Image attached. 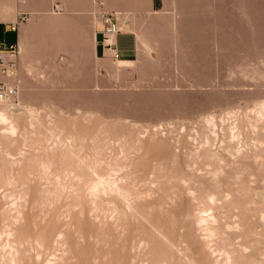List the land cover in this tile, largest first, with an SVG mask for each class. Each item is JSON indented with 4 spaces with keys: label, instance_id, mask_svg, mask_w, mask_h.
<instances>
[{
    "label": "rangeland",
    "instance_id": "1",
    "mask_svg": "<svg viewBox=\"0 0 264 264\" xmlns=\"http://www.w3.org/2000/svg\"><path fill=\"white\" fill-rule=\"evenodd\" d=\"M24 1L0 264H264V0ZM106 14L118 60L91 53Z\"/></svg>",
    "mask_w": 264,
    "mask_h": 264
},
{
    "label": "built area",
    "instance_id": "2",
    "mask_svg": "<svg viewBox=\"0 0 264 264\" xmlns=\"http://www.w3.org/2000/svg\"><path fill=\"white\" fill-rule=\"evenodd\" d=\"M102 7L103 3H99ZM19 20L23 22L25 18L19 17ZM103 29L100 31L102 36V44L104 49L113 50L115 55L114 59H118V54L115 45L105 44L110 38L116 39L120 34L114 14H106L102 17ZM17 25V24H16ZM16 25L12 26V30ZM18 58L19 50L17 43H0V101L16 102L17 95L19 93V81L18 77Z\"/></svg>",
    "mask_w": 264,
    "mask_h": 264
},
{
    "label": "bare ground",
    "instance_id": "3",
    "mask_svg": "<svg viewBox=\"0 0 264 264\" xmlns=\"http://www.w3.org/2000/svg\"><path fill=\"white\" fill-rule=\"evenodd\" d=\"M1 1V0H0ZM5 1V0H4ZM9 0H7V1H5V2H3V1H1L0 2V23H2L5 19H6V15H7V17H9L10 15L9 14H13L12 12H14V6H13V4H12V6H10V5H6L5 3L6 2H8ZM21 3L23 4V5H26V1H24V0H21ZM10 4H11V2H10ZM9 18H11V17H9ZM9 20V19H8ZM29 27V26H28ZM24 29V28H23ZM23 29H21V30H23ZM25 30V29H24ZM23 30V31H24ZM95 32H96V30H95ZM22 33V32H21ZM94 36H95V33L93 34V36H92V39H91V47H92V49H91V53H92V56L95 58V59H98V57L95 55V47H96V45H95V41H94ZM23 39V38H22ZM114 38H110V39H108L107 41H106V43L105 44H109V45H115V42H114ZM20 42H22V41H20ZM20 44V43H19ZM22 44V43H21ZM83 44V43H82ZM23 45V44H22ZM23 48V46H21L20 47V49H22ZM25 48V47H24ZM23 48V49H24ZM22 49V50H23ZM26 49V48H25ZM24 51V50H23ZM106 51H110L113 55H115V52L113 51V50H106ZM107 53V52H106ZM23 55V54H22ZM112 55V56H113ZM21 57V56H20ZM114 60H118V59H114ZM30 63V62H29ZM119 63H122V62H119ZM31 64V63H30ZM118 64V63H117ZM31 66H32V64H31ZM109 66V65H108ZM121 66V65H120ZM30 67V66H29ZM32 68V67H31ZM7 101H0V105H1V103H2V105L3 106H6L5 105V103H6ZM7 103H12V102H7ZM23 104V103H22ZM12 105V104H11ZM14 107V106H13ZM22 107H24V106H22ZM26 107V106H25ZM30 113H31V111H30ZM33 113V112H32ZM31 117V116H30ZM14 122H16L13 118H12V116L8 113V111L6 112V110L4 109H0V130H2L3 131V135H5V139H7V140H10L11 138H13V136H15V134H16V131H17V125H15V123ZM208 122V121H207ZM210 122V124H212V121H209ZM17 123V122H16ZM208 124V123H207ZM99 180H100V178H99ZM98 180V181H99ZM101 181H103L102 180V178H101ZM101 181H99L98 182V185H99V183H101ZM105 181V180H104ZM107 181V180H106ZM109 181V180H108ZM117 182H115L114 180H113V182H103V183H101L100 185H101V187H99V188H102V192L103 191H105L106 193V195H109L110 193L112 194V196H121V198L122 199H125L126 200V197H125V193L123 194L122 192H124V191H122L123 189H122V187L121 186H119L120 184H116ZM118 183H119V181H118ZM217 183V182H216ZM97 184V183H96ZM95 184V185H96ZM219 184V183H218ZM97 185V186H98ZM99 185V186H100ZM113 186H115V188L113 187ZM95 188L96 189V186H91V190H93V189ZM98 191H99V189H98ZM107 191H108V193H107ZM92 193L93 192H91L90 191V195L92 196ZM96 194H97V192H95ZM95 193H94V195H95ZM104 193V192H103ZM121 193H122V195H121ZM102 193H101V189H100V194H98V195H101ZM104 194V195H105ZM110 194V195H111ZM124 195V197L125 198H123L122 196ZM201 195V194H200ZM210 195V194H209ZM116 196V197H117ZM118 196V197H119ZM198 198V197H197ZM209 198V197H208ZM120 199V198H119ZM201 199V198H200ZM212 199V203H213V198H211ZM224 199V198H223ZM208 200V199H207ZM215 200V199H214ZM225 200V199H224ZM226 201V200H225ZM11 205H13L14 206V208H15V213L17 214L16 215V218H19V210H18V205H15V203H12ZM213 205V204H212ZM211 210V209H210ZM209 212V211H208ZM203 213H205V212H203ZM207 213V212H206ZM21 214V213H20ZM203 215V214H202ZM18 216V217H17ZM201 216V215H200ZM200 219H198V220H200V222L198 223V224H202V226L204 227L203 228V230L206 232V235H207V233H209L210 235H208V236H206V238L208 237V238H210V236L212 237V231H214V232H216L215 231V229L217 228H215L214 226H213V224H216L215 223V221L217 220V219H215L216 217H214L212 214L210 215H208V216H202V217H199ZM214 228H213V227ZM212 227V228H211ZM214 229V230H213ZM217 231H218V229H217ZM9 235H11V234H9ZM9 235H7L8 237H10V239H11V237L12 236H9ZM214 235H215V233H214ZM213 235V236H214ZM6 241H7V239H6ZM9 241V240H8ZM10 243V242H9ZM4 244V243H3ZM2 247H4L3 245H2ZM9 248V247H8ZM5 249H7L6 247H5ZM10 249V248H9ZM13 251H15V249L13 250ZM17 251H18V249H17ZM8 252H9V250H8ZM19 252V251H18ZM10 253V252H9ZM11 253H12V248H11ZM10 253V254H11ZM16 253V252H15ZM13 254V253H12ZM7 255H9V254H7ZM14 255V254H13ZM18 256V255H17ZM8 257H10L9 258V262H11V263H14V262H12L11 261V259H12V256H8ZM15 257V256H14ZM20 258V257H19ZM53 258L55 259V256H53ZM53 259V260H54ZM8 260V259H7ZM59 260V259H58ZM226 260H228V258L226 259ZM13 261H15V260H13ZM50 261V260H49ZM48 261V262H49ZM55 261H57V259L55 260ZM47 262V263H48ZM11 263H9V264H11ZM231 263V262H230ZM49 264H55V262L53 263V261L52 262H50Z\"/></svg>",
    "mask_w": 264,
    "mask_h": 264
},
{
    "label": "crops",
    "instance_id": "4",
    "mask_svg": "<svg viewBox=\"0 0 264 264\" xmlns=\"http://www.w3.org/2000/svg\"><path fill=\"white\" fill-rule=\"evenodd\" d=\"M0 24H3V23H0ZM97 33L98 34H95V36H94V41H95V45H96V47H95V55L97 57H103L104 54H105L106 49H104V47H103L101 34L99 33V31H97ZM3 37H4V32L2 31V28H0V43H3L2 42ZM116 39L114 40L115 46H116V42H117Z\"/></svg>",
    "mask_w": 264,
    "mask_h": 264
}]
</instances>
